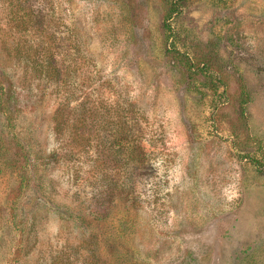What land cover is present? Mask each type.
I'll use <instances>...</instances> for the list:
<instances>
[{
    "label": "rangeland",
    "instance_id": "1",
    "mask_svg": "<svg viewBox=\"0 0 264 264\" xmlns=\"http://www.w3.org/2000/svg\"><path fill=\"white\" fill-rule=\"evenodd\" d=\"M22 1L0 0V66L36 171L0 170V264H264V0ZM18 41L68 82L25 75ZM65 102L86 127H57Z\"/></svg>",
    "mask_w": 264,
    "mask_h": 264
},
{
    "label": "trees",
    "instance_id": "2",
    "mask_svg": "<svg viewBox=\"0 0 264 264\" xmlns=\"http://www.w3.org/2000/svg\"><path fill=\"white\" fill-rule=\"evenodd\" d=\"M15 5L18 9H20V7L24 5V1L17 0L14 6ZM41 21L42 20L39 14H33L27 19L24 15L17 13L16 15H12L8 18L9 23H14V26L21 28L25 25L27 27V24H30L32 27L39 26ZM3 44L5 48L9 50L10 54L13 55L14 58H16L17 62L25 61L23 64V67L27 73L25 75L28 76L30 74V77L28 76L30 79L44 77L50 78L56 83L60 82L61 79H64L65 82H68L66 78L62 77L64 70L68 68V66L64 68V66L59 63L57 57L54 55L53 52L49 53L48 59L44 58V56H42L43 54L41 55L40 52L42 53L43 50H46L43 49L44 47L40 41L37 42L33 53L28 52L24 47H22L20 45V41H18L13 46H7L6 42H3ZM32 46H34V44ZM129 106L132 107L131 104H129ZM129 106L123 105L121 106L122 109L119 107L118 120H114L111 118H108L107 120V126L110 127V130L113 129L114 135L120 136L122 138L121 140L123 141L126 140L127 136L131 135L134 131L133 125L129 123L130 120L128 119V114L130 113ZM26 107L27 104L24 102L20 94L15 79L13 78L11 73H9L2 66H0V114L3 119V130H0V170L3 169L5 166H13L17 173L19 172V177L21 179L26 178V184L30 185L32 184L31 181L33 179L31 173L34 172V169L36 171V168L32 169L30 166V150L26 147V145L20 142L19 138L15 134H9L7 136V134L11 132V129H13V127L15 126L16 113L24 110ZM69 108L70 103L65 102L63 104V107L57 110V113L55 115V118L58 119L57 127L61 129L66 127H75L77 130L78 127H86L85 124L88 120L87 117L89 111L88 108L85 106V103L83 110H80V107L72 109ZM98 111L95 115V120L96 122L99 121L101 123V127H103L104 125H106V122H104L105 119L101 121L102 117L100 116V108ZM78 122L81 125H79ZM83 133L80 134V137H82L81 139L84 140L82 141L83 148L86 149L87 136H85V134ZM13 145H15L14 149H12L11 147ZM19 159L25 162L24 166H22L21 163H19V165L17 164ZM110 263L111 262H109V264Z\"/></svg>",
    "mask_w": 264,
    "mask_h": 264
}]
</instances>
